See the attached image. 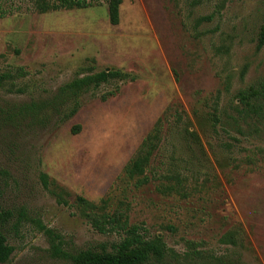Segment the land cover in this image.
<instances>
[{"label": "rangeland", "instance_id": "374dc122", "mask_svg": "<svg viewBox=\"0 0 264 264\" xmlns=\"http://www.w3.org/2000/svg\"><path fill=\"white\" fill-rule=\"evenodd\" d=\"M87 1L95 7L40 14L33 0H0V74L12 75L0 87V211L14 214L3 229L13 249L5 264H72L79 250H110L120 235L96 232L76 197L108 199L146 238L160 236L167 252L150 264H264V122L236 99L264 84V0H123L116 26L106 0ZM105 70L134 80L83 93L71 118L67 104L1 119L7 107L40 104ZM173 104L183 121L163 126L148 183L119 179ZM187 124L199 144L184 136ZM42 174L69 193L68 206ZM40 226L60 236L61 254ZM225 234L234 246L220 242Z\"/></svg>", "mask_w": 264, "mask_h": 264}, {"label": "trees", "instance_id": "16d2710c", "mask_svg": "<svg viewBox=\"0 0 264 264\" xmlns=\"http://www.w3.org/2000/svg\"><path fill=\"white\" fill-rule=\"evenodd\" d=\"M123 0H106L108 21L112 26H116L119 22V7ZM35 10L40 14L59 10H82L95 7L87 0H33ZM259 43L264 44V27L260 32ZM17 75H21L18 73ZM12 75L9 72L0 74V87ZM133 81L134 78L119 70H105L99 73L88 74L77 77L69 83L60 87L55 96L50 100L40 104L29 103L24 105H13L7 107L2 120H24L37 116L38 112L46 109H53L56 112H62L67 104L70 105L69 112L64 116L71 118L78 110V98L90 89H97L102 84L111 81ZM103 97L102 100H105ZM241 111L257 121L264 122V84L258 87L251 86L247 89L239 91L236 95ZM216 106H214V113ZM180 113L176 105H168L161 116L155 121L152 129L143 138L138 146L134 156L128 161L121 172V178L128 180L136 179V187H140L148 183L149 178L146 175L150 168L151 161L159 148L162 139V129L171 117L176 116L175 124L182 122ZM181 114V113H180ZM182 115V114H181ZM214 115V114H213ZM1 116V115H0ZM183 134L193 143L199 144L196 134L189 130V124L184 126ZM40 180L44 189L49 191L59 205L68 206L69 193L60 188L54 181L49 180L48 176L42 174ZM108 199H102L98 204L89 202L82 197L75 198V205L81 210L82 216L90 224V226L99 234H119L120 240L110 246V250L102 247L97 251L94 249H84L69 255L72 264H150L152 260H161L166 252V245L160 236L151 239L146 238L143 228L129 223L128 215L124 210H108ZM14 214L11 211H0V264L8 262L12 255L13 249L7 244L3 234L4 227L13 219ZM23 210L18 213L17 221L21 222L26 218ZM44 234L49 238L51 248L56 254H61L60 244L61 238L42 226ZM220 242L223 244L235 245L234 234H225ZM212 260V261H211ZM204 264H243L240 259L227 260L224 258H211Z\"/></svg>", "mask_w": 264, "mask_h": 264}]
</instances>
